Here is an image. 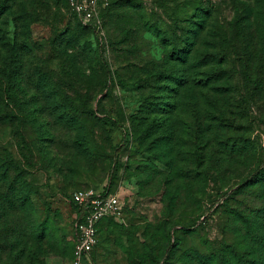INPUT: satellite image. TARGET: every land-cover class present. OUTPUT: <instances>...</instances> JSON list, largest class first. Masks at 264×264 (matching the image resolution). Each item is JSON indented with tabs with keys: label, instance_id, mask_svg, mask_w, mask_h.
<instances>
[{
	"label": "rangeland",
	"instance_id": "374dc122",
	"mask_svg": "<svg viewBox=\"0 0 264 264\" xmlns=\"http://www.w3.org/2000/svg\"><path fill=\"white\" fill-rule=\"evenodd\" d=\"M3 1L1 28L15 41V47L0 50V66L7 68L5 79L12 82L20 103L11 113L22 115L25 123L18 128L14 117L11 125L0 127V147L8 148L26 170L23 191L31 193L37 222L48 218V235L41 244L43 248H38L41 264H71L75 216L72 195L77 190L102 189L110 179L125 206L143 216L136 225L156 224L157 218L167 215L170 196H175L172 204L176 213L169 222L198 225L207 244L222 248L232 234L225 231L224 224L227 193L264 157V0H204L217 11V49L226 56L232 75L227 89H219L218 109L213 115L218 116L221 110L218 121L232 125L236 131L244 129L252 141L240 157H231L225 173H220L225 165L207 159L202 164L201 154L206 152L204 146L202 149L203 130L211 107L207 89L192 85L191 92L176 95L171 83L162 86L166 81L157 84L152 76L141 87L133 82L136 79L132 76L145 78L172 65L168 60L171 48L156 35L158 26L162 31L172 27L181 34L174 23L179 10L173 8L171 0H164L163 7L158 0H140L142 10L134 11L124 7L111 11L109 3L100 4L97 17L89 22L77 15L68 0ZM3 6H10L6 13H2ZM179 24L184 26L183 21ZM100 28L103 33L98 32ZM131 49L135 50L130 53ZM39 68L46 74L43 84L56 89L52 96L37 90ZM61 99L72 103V112L82 115V144L70 119H61L54 108V102ZM174 102L177 106L172 110ZM145 104L157 110L154 115L143 113ZM170 107L173 127L177 123L171 147L156 140L163 134L159 123ZM96 110V116L106 119L105 123L94 118L92 112ZM143 114L150 115L149 121L153 120L156 127L148 139L136 136L145 127L133 128V118H144ZM167 150V157L155 155ZM148 163L154 165L157 175L141 187L138 168ZM224 174L230 179L218 190ZM251 194L245 191L235 197L232 209H238L237 201H241L240 207L246 210L241 209L243 213H250L249 206L255 205ZM197 206L201 207L198 214L188 217L190 209ZM125 216L128 222V211ZM242 223L231 222L235 229L242 228ZM106 229L104 226L103 233ZM103 233L101 237H105ZM238 236L235 233L234 239ZM168 242L161 240L158 249L166 248ZM147 243L152 249L156 247ZM83 264L127 263L119 247L103 242Z\"/></svg>",
	"mask_w": 264,
	"mask_h": 264
},
{
	"label": "trees",
	"instance_id": "16d2710c",
	"mask_svg": "<svg viewBox=\"0 0 264 264\" xmlns=\"http://www.w3.org/2000/svg\"><path fill=\"white\" fill-rule=\"evenodd\" d=\"M6 2L8 1L5 0L2 3ZM170 2L173 3V8L176 11L179 10L174 23L176 27L179 25L181 34H178L172 27L168 26L167 30L162 31V28L158 26L156 35L162 39L163 45L171 48L168 60L172 65H169L170 68L167 71L159 69L147 74L145 78H138L137 75L136 78L132 76L134 80L136 79L133 82L135 86L141 87V85H144L145 79L152 76L156 78L157 84L165 80L166 84H162V86L169 87L168 84L171 83V88L174 89L176 95L191 92L190 86L192 85L196 86V89H207L208 99H211L208 100V103L211 104V107L207 109L206 128L203 130L202 149L204 146L206 152L201 154L202 164L207 159L215 165H225L220 170V173H225L228 164L231 165V157L235 154L240 157L245 147L251 144L252 141L246 135L244 129L236 131L232 128V125L224 126L220 123L218 117L222 114L221 110L217 112L218 116L217 114L213 115L218 109L217 95L219 89L222 87L227 89L232 79L227 60H225L226 56H222L217 49L216 31L219 25L216 21L217 11L210 2H208L210 4L208 5L204 0H171ZM158 3L160 7H163L164 0H158ZM109 5L111 11L123 7L128 11L142 10L143 8L140 0H110ZM182 5L187 7V10L181 7ZM9 8L10 6H3L2 13H6ZM183 10L185 12L182 18ZM116 15H119V12ZM182 21L184 26L180 27L179 23ZM14 43L15 41L9 39L7 31L2 29L0 24V50H11L12 47H15ZM134 50L131 49L130 53ZM6 72L7 68L0 66V127L4 128L11 125L15 117L18 120V128H23L25 118L22 115H12L11 113L14 106L20 103L14 94L12 82L10 83L5 79L7 77ZM38 74L37 90H40L44 95L46 93L45 96H52L56 89L47 83L43 84L46 74H44L42 68H39ZM160 86L161 84L157 87ZM145 101L148 102V98ZM54 103V108L60 113L59 117L70 119L69 124L73 125V128L77 131L78 143L85 142L82 137V115H79L81 113L72 112V103L70 105L66 100L61 99ZM171 105H173L172 110H175L176 102ZM144 107L146 108V110H142L144 114L151 112L150 115H152L157 111L150 104H145ZM97 112L99 111L92 112L94 118L99 123L100 121L105 123L106 119L97 117ZM170 113L171 107L169 111L163 114L164 118L161 124L158 122L159 127H162L163 134L156 140L158 139L157 141H161L163 144L166 143L171 147L173 130L177 123L173 127ZM150 115H144L145 119L141 116L140 118H133V128L145 127L140 130L141 134L136 133L138 139L146 136V139H148L156 132L153 120L149 121ZM22 140L24 141L25 138L22 137ZM153 143L154 141L149 143L151 151ZM94 152L92 151L91 154H94ZM167 153L168 150L155 155L161 159L163 155L167 157ZM168 163L170 165V162ZM25 171V168L12 158V153L8 148L0 147V264H41L42 262L40 249L38 248H43L41 244L48 235V218L46 217L41 222H37V217L33 216L35 208L33 209L34 204L30 198L31 193L23 191L25 184L22 182L24 181ZM156 175L157 170L152 164L148 163L139 167L137 176L140 186L149 184ZM220 178L224 183L220 184L218 190L225 187L230 179L225 174ZM111 183L112 179H110L108 185L111 191H115L112 189ZM245 191H251L250 199H253L252 203L255 204L253 207L248 204L250 213L247 214L243 213L246 210L240 207L243 205L241 201H237L238 205L236 207L238 209L233 210L231 206L234 198ZM170 197V204L166 209L167 215L163 218H157L156 224L148 222L145 226L136 225L135 223L139 222V219L143 216L139 217L140 214L135 213L132 208L126 206L124 213L128 211V222L126 220L125 223H119L113 218L103 219L98 224L99 240L91 255L101 243L106 242V244H113L123 251L127 264H147L148 261H150V264H264V157H262L253 172L244 177L236 188L227 193L229 199L225 202L224 217L226 222L224 224L225 231L232 234L220 249L207 244L208 241L203 239L202 231L198 225L197 227L194 225L186 226L177 222H169L173 214L176 213V207L172 204L175 201V196ZM72 204L75 211H77V206L73 202ZM200 208V206H197L190 209L188 217L198 214ZM238 212H241V215ZM29 218L30 221L27 220ZM31 218H33L34 224ZM24 221L28 222L23 223ZM236 221L237 223L243 221L242 228L239 227L240 230L235 229L234 225L231 224V222L237 224ZM127 224H130L129 228H125ZM176 224H181V226L176 228ZM238 225L240 226V224ZM104 226L107 229L103 233ZM101 232L105 237H101ZM235 233L239 236L234 239ZM73 237L74 229L72 230V240ZM164 239H169L167 247L158 249L161 240ZM147 242H151L157 248L153 247L152 249ZM74 243L73 240L71 259L74 254ZM162 259L164 260L163 263H161Z\"/></svg>",
	"mask_w": 264,
	"mask_h": 264
},
{
	"label": "built area",
	"instance_id": "2783aa9c",
	"mask_svg": "<svg viewBox=\"0 0 264 264\" xmlns=\"http://www.w3.org/2000/svg\"><path fill=\"white\" fill-rule=\"evenodd\" d=\"M71 8L85 22L97 17L100 4L108 0H69ZM98 32L103 33L100 28ZM72 202L77 206L74 216V254L71 264H83L91 259V253L99 240L98 224L105 218L125 223V203L117 191L106 184L102 189L77 190Z\"/></svg>",
	"mask_w": 264,
	"mask_h": 264
}]
</instances>
